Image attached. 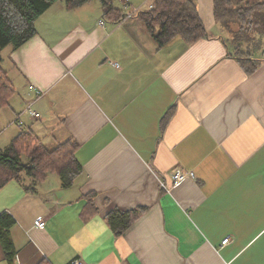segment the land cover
Segmentation results:
<instances>
[{"label": "crops", "instance_id": "obj_1", "mask_svg": "<svg viewBox=\"0 0 264 264\" xmlns=\"http://www.w3.org/2000/svg\"><path fill=\"white\" fill-rule=\"evenodd\" d=\"M193 2L209 36L192 45L159 47L139 17L154 0H132L139 12L119 22L100 0L60 1L2 52L15 94L0 107V148L23 131L50 149L74 141L82 173L69 189L50 174L0 191L15 222L0 264H264V27L235 42L239 25L216 20L215 0ZM177 169L195 179L162 189ZM139 208L117 237L106 216Z\"/></svg>", "mask_w": 264, "mask_h": 264}, {"label": "trees", "instance_id": "obj_2", "mask_svg": "<svg viewBox=\"0 0 264 264\" xmlns=\"http://www.w3.org/2000/svg\"><path fill=\"white\" fill-rule=\"evenodd\" d=\"M64 2L69 10H75L93 0H0V61L2 52L11 47L19 49L36 35L37 20L57 2ZM105 10V18L121 21L123 11L115 7L117 0H100ZM154 9L139 14L149 34L159 47L166 46L176 38H182L188 45L207 38L208 31L201 22L193 0H154ZM216 20L224 25H239L235 42L246 40L245 36L253 31H263L264 0H215ZM259 27V28H258ZM236 52L242 57L243 67L252 74L258 64L246 57L238 45ZM7 73L0 65V107L8 104L14 96ZM79 144L68 141L55 148L46 147L32 132L23 131L6 148H0V191L11 181L22 182L24 176L31 177L36 183L44 182L50 174L61 179L64 189L71 188L82 173L76 159ZM32 190L29 188V191ZM91 204V211H93ZM145 211L143 208L120 211L113 210L106 221L117 237L126 233ZM93 216V215H92ZM90 217H86L90 219ZM14 220L8 213L0 216V243L6 257L12 260L14 245L10 230Z\"/></svg>", "mask_w": 264, "mask_h": 264}, {"label": "built area", "instance_id": "obj_3", "mask_svg": "<svg viewBox=\"0 0 264 264\" xmlns=\"http://www.w3.org/2000/svg\"><path fill=\"white\" fill-rule=\"evenodd\" d=\"M119 1L124 5V9L127 11V13L124 15L122 20L131 19L139 12V9H134L132 11H129L132 0H119ZM29 113L32 114L35 118H40V114L34 113L32 111V108H30ZM16 123L20 126L23 125V122L20 119V117L16 119ZM194 179H195L194 173H189V172H185L182 169H177L171 175L170 184L162 181L161 182V188L164 190H169L171 187L179 186L180 184H182L186 180H194ZM35 225H36V227L43 229L45 227V220L42 217L38 218L35 222ZM230 241H231L230 238H226L225 240H223L222 246L224 247V246L228 245L230 243ZM70 264H83V262L76 260V261L71 262Z\"/></svg>", "mask_w": 264, "mask_h": 264}, {"label": "rangeland", "instance_id": "obj_4", "mask_svg": "<svg viewBox=\"0 0 264 264\" xmlns=\"http://www.w3.org/2000/svg\"><path fill=\"white\" fill-rule=\"evenodd\" d=\"M251 2H255V0H250ZM234 31H236L237 28H240V27H236V26H233L232 27ZM232 30V29H231ZM229 34H230V31H229ZM233 37L235 36V32H233ZM4 145V144H3Z\"/></svg>", "mask_w": 264, "mask_h": 264}]
</instances>
